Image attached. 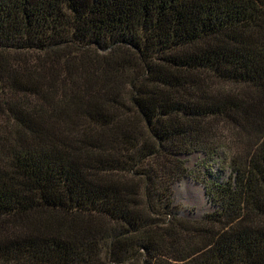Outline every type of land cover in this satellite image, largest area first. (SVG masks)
<instances>
[{
    "label": "trees",
    "instance_id": "16d2710c",
    "mask_svg": "<svg viewBox=\"0 0 264 264\" xmlns=\"http://www.w3.org/2000/svg\"><path fill=\"white\" fill-rule=\"evenodd\" d=\"M0 264H264V0H0Z\"/></svg>",
    "mask_w": 264,
    "mask_h": 264
},
{
    "label": "rangeland",
    "instance_id": "374dc122",
    "mask_svg": "<svg viewBox=\"0 0 264 264\" xmlns=\"http://www.w3.org/2000/svg\"><path fill=\"white\" fill-rule=\"evenodd\" d=\"M212 88L215 91H224L226 87L219 84H212ZM222 129V130H221ZM222 136L226 139L229 138V132H226V128H221ZM182 159L186 162V169L188 175L180 178L173 187L175 202L182 207L185 211L183 217L186 219H199L206 213H210L214 210L209 200L205 195V191L200 184H197L193 179H218L224 180L227 178V173L219 171L218 165L221 161L218 160L207 162L205 156L200 152H195L187 156H183Z\"/></svg>",
    "mask_w": 264,
    "mask_h": 264
}]
</instances>
